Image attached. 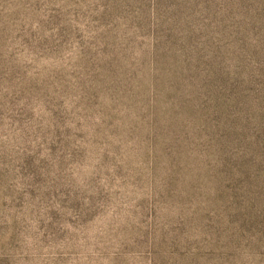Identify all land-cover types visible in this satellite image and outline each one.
Segmentation results:
<instances>
[{"label":"rangeland","instance_id":"obj_1","mask_svg":"<svg viewBox=\"0 0 264 264\" xmlns=\"http://www.w3.org/2000/svg\"><path fill=\"white\" fill-rule=\"evenodd\" d=\"M0 264H264V0H0Z\"/></svg>","mask_w":264,"mask_h":264}]
</instances>
